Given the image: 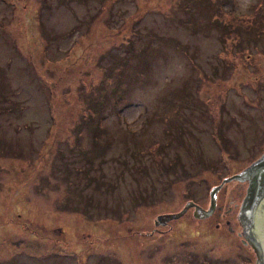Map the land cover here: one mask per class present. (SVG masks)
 I'll list each match as a JSON object with an SVG mask.
<instances>
[{
    "label": "rangeland",
    "instance_id": "obj_1",
    "mask_svg": "<svg viewBox=\"0 0 264 264\" xmlns=\"http://www.w3.org/2000/svg\"><path fill=\"white\" fill-rule=\"evenodd\" d=\"M218 5L264 16V0H0V264L246 254L226 237L245 181L163 245L150 232L264 148V28L225 47Z\"/></svg>",
    "mask_w": 264,
    "mask_h": 264
},
{
    "label": "water",
    "instance_id": "obj_2",
    "mask_svg": "<svg viewBox=\"0 0 264 264\" xmlns=\"http://www.w3.org/2000/svg\"><path fill=\"white\" fill-rule=\"evenodd\" d=\"M258 156L255 160H245L242 168L223 174L220 183L218 180L209 185L205 206L192 201L189 196L170 211L152 214L151 222L156 226L164 225L171 219L181 217L189 208L197 218L208 217L215 209L216 194L226 181H247L236 218L244 243L254 251L256 264H264V151Z\"/></svg>",
    "mask_w": 264,
    "mask_h": 264
},
{
    "label": "trees",
    "instance_id": "obj_3",
    "mask_svg": "<svg viewBox=\"0 0 264 264\" xmlns=\"http://www.w3.org/2000/svg\"><path fill=\"white\" fill-rule=\"evenodd\" d=\"M262 2L259 3L260 6ZM260 11V10H259ZM259 11L254 10L248 14H235L226 10L223 6L218 5L215 8L214 16L216 21H218L222 26V32L220 34V39L223 40L224 46L228 45L225 39L232 37L240 39V30L250 31L253 34H259L260 30L264 28V16L259 13ZM250 19L251 21L248 24H244L243 21ZM159 147V145H158ZM156 145L154 150L157 151L158 148ZM161 166H164L162 163H159Z\"/></svg>",
    "mask_w": 264,
    "mask_h": 264
},
{
    "label": "flooded vegetation",
    "instance_id": "obj_4",
    "mask_svg": "<svg viewBox=\"0 0 264 264\" xmlns=\"http://www.w3.org/2000/svg\"><path fill=\"white\" fill-rule=\"evenodd\" d=\"M264 151V148H263V150H262V152ZM261 152V153H262ZM260 153V154H261ZM246 183H247V181H245ZM246 186H247V184H246ZM215 212V209H214V211L212 212V214ZM226 212V211H225ZM192 214H193V212H192ZM211 214V215H212ZM225 214V213H224ZM194 216V215H193ZM195 217V216H194ZM180 218V217H179ZM179 218H176V219H171V220H177V219H179ZM195 218H197V217H195ZM199 219H203V218H199ZM171 220H169V221H167V223L166 224H164V225H159V226H156L155 225V227L152 229V231H150L151 232V234H153V233H155V234H157V235H159V236H162V243H160V244H164L165 243V241H167V239H168V237H170L169 236V232H170V228H171V225H170V222H171ZM229 221L227 220V221H225V225H227V223H228ZM214 226H217L218 227V223H215V225ZM228 226V225H227ZM240 227V229H241V226H239ZM217 229V228H216ZM228 232H227V235H226V237H228L229 238V240L231 241V242H236L237 241V239H238V241L241 243V245L243 246V247H245V249L247 250V252H246V254H243V255H238V256H236L235 258H232V262L233 263H228V264H256V257H255V254H254V251H253V249L250 247V245L249 244H246V243H244V240H243V237H242V234H241V231H236V234L235 233H233L232 232V229L230 228V227H228ZM209 236V235H208ZM242 251H244V250H242ZM251 253L252 254H254V257L252 258L251 257ZM130 260H131V262H130ZM130 260H128L127 261V263H119V264H147V263H145V261L144 260H142L140 263H138V262H136V263H133L134 261H137L138 259H130ZM177 261H180L181 262V264H187V263H185V259H176ZM197 260H200V259H195V261H197ZM228 260V259H227ZM121 261V260H120ZM182 261H184L183 263H182ZM229 261V260H228ZM169 260H168V258H163V259H159V260H155V261H153L151 264H169ZM189 264V263H188ZM190 264H193V263H190Z\"/></svg>",
    "mask_w": 264,
    "mask_h": 264
}]
</instances>
